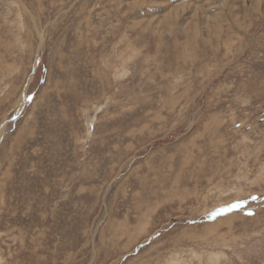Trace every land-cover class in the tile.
Masks as SVG:
<instances>
[{
  "label": "rangeland",
  "instance_id": "rangeland-1",
  "mask_svg": "<svg viewBox=\"0 0 264 264\" xmlns=\"http://www.w3.org/2000/svg\"><path fill=\"white\" fill-rule=\"evenodd\" d=\"M3 123L0 264H264V0H0Z\"/></svg>",
  "mask_w": 264,
  "mask_h": 264
},
{
  "label": "bare ground",
  "instance_id": "bare-ground-1",
  "mask_svg": "<svg viewBox=\"0 0 264 264\" xmlns=\"http://www.w3.org/2000/svg\"><path fill=\"white\" fill-rule=\"evenodd\" d=\"M188 6V5H187ZM258 10V9H257ZM190 11V10H189ZM189 14V13H188ZM34 68H35V65H34ZM29 81V80H28ZM22 96L19 98V100L16 102V106L20 109L21 108V102L23 101V97L25 95V92H23L21 94ZM3 130H4V123L0 126V137L3 133Z\"/></svg>",
  "mask_w": 264,
  "mask_h": 264
}]
</instances>
